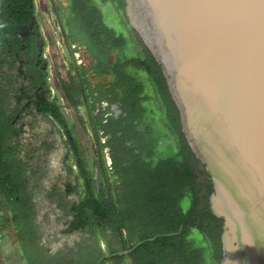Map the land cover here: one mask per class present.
I'll use <instances>...</instances> for the list:
<instances>
[{"label": "flooded vegetation", "instance_id": "flooded-vegetation-1", "mask_svg": "<svg viewBox=\"0 0 264 264\" xmlns=\"http://www.w3.org/2000/svg\"><path fill=\"white\" fill-rule=\"evenodd\" d=\"M127 25L113 0H0L3 263L133 264L119 173L173 134Z\"/></svg>", "mask_w": 264, "mask_h": 264}, {"label": "water", "instance_id": "water-1", "mask_svg": "<svg viewBox=\"0 0 264 264\" xmlns=\"http://www.w3.org/2000/svg\"><path fill=\"white\" fill-rule=\"evenodd\" d=\"M120 1L209 174L219 264H264V0Z\"/></svg>", "mask_w": 264, "mask_h": 264}, {"label": "trees", "instance_id": "trees-1", "mask_svg": "<svg viewBox=\"0 0 264 264\" xmlns=\"http://www.w3.org/2000/svg\"><path fill=\"white\" fill-rule=\"evenodd\" d=\"M83 1L78 0L80 3ZM113 1L127 24L122 2ZM127 27L146 53V58L139 59L137 63L144 66L157 84L168 110L171 132L176 142L171 156L156 162L138 158L119 173L125 200L118 210L131 239L127 256L133 264H219L222 257L223 219L216 216L209 205L208 199L213 191L209 174L181 130L179 111L170 95L160 64L143 45L137 33ZM190 164L195 166V179L190 186L187 183L184 186L180 171L184 166L187 174ZM6 178L0 177V189ZM191 231L199 232L202 239L195 241ZM124 258L125 254H115L107 259L121 261ZM24 264L42 263L35 260L29 263L25 259Z\"/></svg>", "mask_w": 264, "mask_h": 264}, {"label": "rangeland", "instance_id": "rangeland-1", "mask_svg": "<svg viewBox=\"0 0 264 264\" xmlns=\"http://www.w3.org/2000/svg\"><path fill=\"white\" fill-rule=\"evenodd\" d=\"M111 15L114 17V20L118 18L117 12L115 10L112 11V8H111ZM175 148H176V142H175L174 137L172 136L169 141L165 142L164 149L168 153H173L175 151ZM191 237L197 242L202 239L200 237L199 232H197V231H191ZM10 247H11L10 243L8 241L3 240L1 250L3 251L4 255H7ZM11 255L12 254L10 253L9 256H11ZM8 257L4 259L5 264H10V262H11V264H14L13 258L12 257L8 258Z\"/></svg>", "mask_w": 264, "mask_h": 264}, {"label": "built area", "instance_id": "built-area-1", "mask_svg": "<svg viewBox=\"0 0 264 264\" xmlns=\"http://www.w3.org/2000/svg\"><path fill=\"white\" fill-rule=\"evenodd\" d=\"M2 242H3V228H2V214L0 211V264H4L2 260V255H1L2 254L1 252Z\"/></svg>", "mask_w": 264, "mask_h": 264}, {"label": "crops", "instance_id": "crops-1", "mask_svg": "<svg viewBox=\"0 0 264 264\" xmlns=\"http://www.w3.org/2000/svg\"><path fill=\"white\" fill-rule=\"evenodd\" d=\"M14 263V262H13ZM5 264V263H4ZM10 264H11V262H10Z\"/></svg>", "mask_w": 264, "mask_h": 264}]
</instances>
